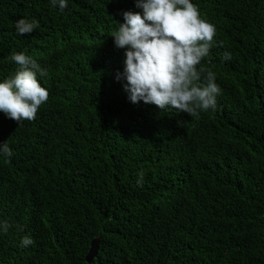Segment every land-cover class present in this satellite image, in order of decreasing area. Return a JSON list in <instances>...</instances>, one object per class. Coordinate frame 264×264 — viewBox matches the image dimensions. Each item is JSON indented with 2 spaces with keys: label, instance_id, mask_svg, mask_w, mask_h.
Masks as SVG:
<instances>
[{
  "label": "trees",
  "instance_id": "1",
  "mask_svg": "<svg viewBox=\"0 0 264 264\" xmlns=\"http://www.w3.org/2000/svg\"><path fill=\"white\" fill-rule=\"evenodd\" d=\"M192 2L216 27L199 83L221 89L196 116L116 80L110 34L136 0H0V82L24 53L49 93L32 121L0 111V264H264V0Z\"/></svg>",
  "mask_w": 264,
  "mask_h": 264
},
{
  "label": "clouds",
  "instance_id": "2",
  "mask_svg": "<svg viewBox=\"0 0 264 264\" xmlns=\"http://www.w3.org/2000/svg\"><path fill=\"white\" fill-rule=\"evenodd\" d=\"M63 11L67 0H51ZM143 14L131 10L123 13L124 22L110 35L114 43L126 51L125 68L117 73L116 80H126L125 90L133 103L143 100L159 109H175L191 116L199 111L215 110L217 85L215 73L208 71L206 83L200 84L204 69L197 66L209 55L216 27L200 15L192 0H136ZM19 34L31 33L39 27L38 21L21 18L15 25ZM10 59L18 70L0 82V111L15 121H32L40 106L48 100L49 93L37 79V72L44 70L31 56L14 53ZM224 60L231 59L225 52ZM0 155L10 158L13 153L7 143L0 145ZM143 172L138 184L142 185ZM5 222L0 230L7 231ZM22 245L33 243L29 236L23 237Z\"/></svg>",
  "mask_w": 264,
  "mask_h": 264
},
{
  "label": "water",
  "instance_id": "3",
  "mask_svg": "<svg viewBox=\"0 0 264 264\" xmlns=\"http://www.w3.org/2000/svg\"><path fill=\"white\" fill-rule=\"evenodd\" d=\"M97 250H98V238H94L92 241H91V245H90V248L88 250V253L86 254L85 256V259L88 263H91L93 258L96 256L97 254Z\"/></svg>",
  "mask_w": 264,
  "mask_h": 264
}]
</instances>
